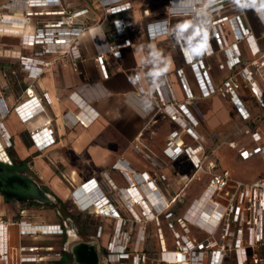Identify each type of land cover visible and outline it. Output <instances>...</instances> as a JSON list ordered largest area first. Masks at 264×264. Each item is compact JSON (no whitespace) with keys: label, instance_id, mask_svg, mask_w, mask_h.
Listing matches in <instances>:
<instances>
[{"label":"built area","instance_id":"built-area-1","mask_svg":"<svg viewBox=\"0 0 264 264\" xmlns=\"http://www.w3.org/2000/svg\"><path fill=\"white\" fill-rule=\"evenodd\" d=\"M100 1L108 15H116L132 8L131 2L123 0ZM234 1L170 0L169 17L149 22L146 25V34L150 40L173 35L187 64L194 65L196 57L191 50L187 33L185 30L174 27L171 18L208 15L207 24L196 28L200 43L206 56L219 53L223 57L219 67L228 71L229 80L219 88L211 87L206 95L214 92L229 95L238 112L249 119L251 114L237 93L241 85L233 80V74L241 75L250 83L248 88L257 105L263 110L264 95L254 81L255 72L243 70L240 67L243 54L239 42L245 41L251 55L254 58H261L253 62L258 72L264 69V51L259 46L255 35L244 25L241 16L218 15L226 11ZM26 2L28 7L46 5L54 7L60 3L59 0H27ZM253 7L264 21V12L259 10V5L256 4ZM83 13L81 11L68 15L66 10L54 7L47 14L60 16V19L47 22L42 26L40 22H36L35 13H28L27 24L34 25L33 34L28 40V44L33 46V52L30 56L21 55L20 62L23 69L29 72L30 77L36 78L42 73L43 69L36 63H43L45 66L50 64L40 60L43 56L70 54L74 58L79 57L77 48L79 37L87 29L85 22L78 21V17ZM4 25L5 21L0 16V32L8 31ZM227 26L230 27L235 38L233 44L228 42ZM113 27L115 31L112 34L109 51L115 59L122 60L123 49L132 45L130 38L132 29L124 18L114 20ZM211 39L215 41V46L211 43ZM97 62L104 77L108 78L105 56H99ZM203 71V76H207L211 73V68L203 66ZM148 74L153 86L152 96L156 107L162 108L172 120L180 122L182 131L199 143L196 147L185 144L184 140L182 144H179V138L175 139L176 133L170 140L166 155L172 161L180 156L187 157L193 165L194 172L176 174L172 181L177 190H172L169 196L163 197L159 180L166 181L168 186H171V182L162 172L159 174L137 173L127 160L122 159L116 164L115 170L122 178L123 186L116 185L110 178L101 184L96 179L88 181L85 187L91 185L89 191L94 189L95 194H98L99 199L96 202L88 198L85 187L74 190L72 198L75 199L78 196L77 199L80 200L78 206L82 212L90 213L91 210H98L114 219V229L109 234L106 244L102 246L107 264H229L232 262L234 264H264V178L246 183L232 179L228 170L217 172V163L208 161L207 152L203 146L204 139L195 132L198 121L193 119L188 109L192 94L190 93L188 100L181 104H167L153 71L149 70ZM178 74L187 86L184 69H180ZM7 89V84L0 85V163L12 166L8 150L14 146L13 137L3 121L12 113L23 125L37 124L29 130V134L38 151L48 150L55 145L56 139L51 128L52 120L45 118L41 121L46 116V107L44 98L36 93L33 84L25 88L22 100L11 105L9 103L13 101L2 95V91ZM139 93L148 95L142 87ZM98 117L99 114L88 106L76 118L78 124L88 128ZM245 133L251 137V142L247 146L240 148L232 142L230 147L237 149L243 160H250L257 155H263L264 160L261 133L249 128ZM142 147L140 142L134 145L136 150H141ZM3 153L4 156H2ZM147 156L161 168L169 165L162 159L158 164L154 156ZM205 165L206 169H204ZM201 171L208 176V180L201 194L192 198L188 188L200 179ZM232 183L234 188L230 189ZM147 190L150 192L148 193ZM135 194L139 195L141 202L136 200ZM151 194L157 198L158 204L152 199ZM176 201H182L184 206L181 217L171 210V205ZM27 211L26 208L21 207L19 219L0 216V264H68L65 261L64 248H59L57 244L24 243V237H29L35 242L46 237H56L61 241L66 238L62 223L35 221L27 215ZM162 215L167 223L170 244L160 220ZM148 223L154 230L147 235V226L143 225ZM104 236L105 228L99 226L96 237L101 242ZM13 237L16 239L15 248H13ZM148 238H154L156 241V247L152 251L145 246Z\"/></svg>","mask_w":264,"mask_h":264},{"label":"crops","instance_id":"crops-1","mask_svg":"<svg viewBox=\"0 0 264 264\" xmlns=\"http://www.w3.org/2000/svg\"><path fill=\"white\" fill-rule=\"evenodd\" d=\"M26 1L0 0V16L8 29L2 35L5 39L0 43V48H3L0 49V57L14 59L4 60L0 64V85H8L2 95L13 101L10 105L23 99V92L30 84H33L36 93L44 98L46 116L41 121L45 118L52 120L51 128L56 139L55 145L46 151L61 148H73L83 152L89 150L88 153L93 155L97 165L116 166L118 161L125 159L137 173L162 172L168 180H172L176 174H192L194 168L187 157L180 156L172 161L167 157L166 150L176 133L175 139L179 138V144H182V140L193 147L199 143L182 131L180 122L172 120L162 108L156 107L148 74V71L152 70L167 104H181L188 100L190 93L192 94L188 109L193 119L198 121L195 132L204 139L203 146L208 161L220 165L219 149L223 145L233 151L232 159L236 163L248 162L255 157L263 159V155H257L250 160H243L238 150L230 147L232 142L240 148L251 142V137L245 133L248 128L261 133V144L264 146V110L257 105L249 90L250 83L241 75L233 74V80L241 85L237 93L251 114L249 119L238 112L229 95L222 92L206 95L211 87L219 88L229 80L228 71L219 67L223 57L219 53L206 56L200 43L196 28L207 24L208 15L171 18L174 27L187 33L191 50L196 57V64L189 65L173 35L150 40L146 34V25L149 22L169 17L170 0H123L131 2L132 8L116 15H108L100 0H59V5L54 7L66 10L68 15L84 12L78 17L79 22L87 24V29L79 37L77 45L79 57L74 58L70 54L43 56L40 60L50 64L45 66L43 63H36L43 70L39 76L32 78L20 62L21 55L30 56L33 52V46L28 44V40L33 34L34 25L27 24L28 13H35L36 22H40V26L58 20L60 16L47 14L54 8L52 5L28 7ZM256 4L259 5V10L264 12V0H235L226 11L218 15L241 16L244 25L255 35L264 51V21L253 7ZM38 13L41 14L38 16ZM118 18H124L132 29V45L123 49L122 60L115 59L109 51L115 31L113 21ZM226 34L228 42L235 43L229 26L226 27ZM211 43L215 46L213 39ZM239 47L243 54L240 67L255 72L254 81L264 95V69L258 72L253 65L256 59L261 58L251 55L245 41L239 42ZM102 55L106 58L108 78L104 77L97 62V58ZM203 66L211 68V73L207 76L202 74ZM180 69H184L187 86L178 74ZM140 87L146 90L148 95H141ZM88 106L98 113L99 117L85 128L78 124L76 117ZM19 124V151L22 155H18V159L23 163L28 153L39 151L33 142L29 141L28 152L21 134H28L37 124ZM13 142H16L15 138ZM138 142L142 144L143 149L134 148ZM9 154L13 159H17L13 156L12 149L8 150ZM147 155L154 156L157 163L161 159L167 161L168 167L157 166ZM182 163L185 166L183 170ZM224 170L226 169H216L217 172ZM71 177L76 182L77 172H73ZM115 181L118 186L124 185L120 176L119 182ZM147 192L149 193V190ZM87 196L91 199L89 193ZM100 243L101 246L105 244L104 241L103 244Z\"/></svg>","mask_w":264,"mask_h":264},{"label":"rangeland","instance_id":"rangeland-1","mask_svg":"<svg viewBox=\"0 0 264 264\" xmlns=\"http://www.w3.org/2000/svg\"><path fill=\"white\" fill-rule=\"evenodd\" d=\"M6 32H0V43L5 39L3 34ZM3 49V48H0ZM4 60H14V59H5L4 57H0V64ZM17 70V69H16ZM15 114H11L7 119L3 121L7 125L10 134L13 138H15L16 142L15 148L12 149L13 156L17 157V162H19V156L21 157V153L19 151V130L21 126L19 124L18 118L15 117ZM10 127L12 130H10ZM14 131H16L14 133ZM21 137L23 138V143L28 147H30V142L33 140L30 137V134L27 132L22 133ZM30 139V140H29ZM220 151V165L218 168L221 170L226 169L231 173L232 179L239 180L242 182H253L255 180H259L264 178V160L260 157H255L248 162L236 163L233 158V151L227 146L223 145L219 149ZM89 150H85L84 152L81 150H74L73 148H61V149H53L51 151H39L28 153L27 159L23 162V166L19 169L24 171L28 175L32 176L35 180H37L42 186L47 187L53 194L59 198V204L56 206H48L43 205L40 206H31L25 204L22 208H26L27 215L31 217L35 221H46V222H60L62 223L64 218L70 216L75 218L76 225L81 224L84 228V233L88 237L91 234H94L99 226H103L106 228L105 236L103 241L108 238L109 231L114 223V219L111 217L105 216L100 211L91 210V212H82L78 206L76 196L75 199L72 198L73 192L76 188L83 189L88 181L92 179H96L99 184L103 181H108V178H112L114 181L119 182V176L117 170H115V166L113 164L109 165H97L94 163L93 155H91ZM19 155V156H18ZM142 159L140 158V161ZM142 162V161H141ZM185 168L182 163V170ZM206 169V165L204 166ZM73 172H77V181L72 180ZM199 180L196 183H193L189 188V192L192 198L198 197L204 189L205 183L208 180V176L202 171L199 173ZM111 179V180H112ZM115 181V182H116ZM116 182V183H117ZM171 186H168L166 181L160 179L159 187L163 191V197L165 195L169 196L172 190H177L172 180H170ZM230 189L234 188V184L232 183L229 187ZM166 197V196H165ZM166 199V198H165ZM65 206H62V203ZM21 205L10 200H5L0 195V216L9 218V219H19L21 215H19V210ZM182 201H176L171 205V210H173L178 217L182 216ZM102 214V215H99ZM162 222L163 230L165 232L168 243L170 244V234L168 231L167 223L165 222L164 215L160 217ZM143 226H147V235L148 232H152L154 228L152 225L144 224ZM138 229V228H136ZM107 234V235H106ZM152 235V234H151ZM85 236V237H86ZM86 237V238H87ZM56 237H46L41 241L35 242L29 237H24V243H40L42 245H58L59 248H64L65 239L62 241ZM58 241V243H57ZM13 248L16 246V239L13 237ZM149 250H154L156 247V241L153 238H148V242L146 245ZM15 257V251L13 253ZM65 261L68 264H72V259L70 255H66ZM231 264H234L233 262Z\"/></svg>","mask_w":264,"mask_h":264},{"label":"water","instance_id":"water-1","mask_svg":"<svg viewBox=\"0 0 264 264\" xmlns=\"http://www.w3.org/2000/svg\"><path fill=\"white\" fill-rule=\"evenodd\" d=\"M0 195L5 200L18 204L36 202L56 206L57 197L47 192L42 185L25 172L0 165ZM100 240L96 236L85 239L74 230L66 234L64 251L72 256V264H107Z\"/></svg>","mask_w":264,"mask_h":264},{"label":"flooded vegetation","instance_id":"flooded-vegetation-1","mask_svg":"<svg viewBox=\"0 0 264 264\" xmlns=\"http://www.w3.org/2000/svg\"><path fill=\"white\" fill-rule=\"evenodd\" d=\"M9 157L11 158V160H12V166H7V167H9V168H11V169H13V170H16V171H20V172H24V171H21L19 168L20 167H22L23 166V163H18V162H16V160L15 159H13L11 156H10V154H9ZM0 165H4L3 163H0ZM6 166V165H5ZM43 187V186H42ZM76 223V220H75V218H72V217H70V216H67L66 218H64V220H63V222H62V224H63V226H64V228H65V233L67 234V232L69 231V230H74L79 236H81V237H83V238H85V239H88V238H90L91 236H96V232L94 233V234H91V235H89L88 237L85 235V233L83 232L84 231V226L83 227H81L82 225L81 224H79V225H76L75 224ZM87 238H86V237ZM103 248V247H102ZM71 256V255H70ZM65 257H66V254H65ZM71 259H72V256H71Z\"/></svg>","mask_w":264,"mask_h":264},{"label":"bare ground","instance_id":"bare-ground-1","mask_svg":"<svg viewBox=\"0 0 264 264\" xmlns=\"http://www.w3.org/2000/svg\"><path fill=\"white\" fill-rule=\"evenodd\" d=\"M2 156H4V153L2 154ZM113 183H114V181H113ZM90 188H91V185H88V186L85 187L84 190H85V191L87 190L86 192H88V193L91 195V200L96 202L97 199H99V198H98L99 196H98V194H95V190H94V189H93L92 191H89ZM149 192H150V191H149ZM151 196H153L152 198H153V200L155 201V203L158 204V202H157V200H156L157 198H156L153 194H151ZM135 197H136V200H137V201H140V197H139V195L135 194ZM140 202H141V201H140Z\"/></svg>","mask_w":264,"mask_h":264},{"label":"trees","instance_id":"trees-1","mask_svg":"<svg viewBox=\"0 0 264 264\" xmlns=\"http://www.w3.org/2000/svg\"><path fill=\"white\" fill-rule=\"evenodd\" d=\"M43 188H44L47 192H50V193L53 194V192H51L47 187H44V186H43ZM76 189H78V188H76ZM57 199H58V202L61 201V200H59V198H57ZM61 203H62V202H61ZM27 205H31V206H40V207L43 206V205H41V204H39V203H36V202H30V203H28ZM23 206H24V205H21V207H23ZM62 206H65V204L62 203ZM114 226H115V223H113V225H112L110 231L108 232L109 234L112 233V231H113V229H114ZM105 230H106V228H105ZM106 235H107V234H106ZM108 236H109V235H108ZM107 239H108V238H107ZM101 242H102V244H103V239H102ZM106 242H107V241H106ZM106 242H105V244H106ZM105 244H104V245H105ZM104 245H103V246H104ZM65 254H66V255H69V254H67L66 252H65Z\"/></svg>","mask_w":264,"mask_h":264}]
</instances>
